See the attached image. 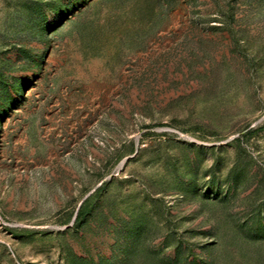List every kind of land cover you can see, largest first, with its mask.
Masks as SVG:
<instances>
[{
    "label": "rangeland",
    "instance_id": "1",
    "mask_svg": "<svg viewBox=\"0 0 264 264\" xmlns=\"http://www.w3.org/2000/svg\"><path fill=\"white\" fill-rule=\"evenodd\" d=\"M0 264H264V0H0Z\"/></svg>",
    "mask_w": 264,
    "mask_h": 264
}]
</instances>
